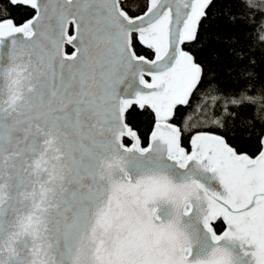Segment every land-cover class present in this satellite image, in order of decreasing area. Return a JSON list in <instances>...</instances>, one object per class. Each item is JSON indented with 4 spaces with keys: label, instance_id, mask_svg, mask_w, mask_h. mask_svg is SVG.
Returning <instances> with one entry per match:
<instances>
[{
    "label": "snow or ice",
    "instance_id": "snow-or-ice-1",
    "mask_svg": "<svg viewBox=\"0 0 264 264\" xmlns=\"http://www.w3.org/2000/svg\"><path fill=\"white\" fill-rule=\"evenodd\" d=\"M213 3L0 0V264H264V0Z\"/></svg>",
    "mask_w": 264,
    "mask_h": 264
},
{
    "label": "trees",
    "instance_id": "trees-1",
    "mask_svg": "<svg viewBox=\"0 0 264 264\" xmlns=\"http://www.w3.org/2000/svg\"><path fill=\"white\" fill-rule=\"evenodd\" d=\"M231 0H214V3L211 6V11L217 14V19L213 22V26L208 29L212 34H217L221 38H229L231 36L239 37L242 31L252 32L251 28H243L241 25H237L235 28L227 22V18L222 15V12L229 7ZM3 4L8 8V11L11 12L12 16L17 18H23L27 15L28 10L24 6H10L7 5V0H3ZM2 11V9H0ZM239 29V31H238ZM255 33L253 32V36ZM259 48H264V44L258 45ZM141 54H147L143 49L140 50ZM219 54L218 59H214L215 54ZM198 58L206 63L209 68L214 70L218 78L227 79V69L229 66H234L235 60L232 55L229 54L227 46L216 41L212 40L208 46L202 52L197 53ZM256 60L253 70L259 76V81H253L256 87H260L261 83H264V53L257 52L254 55ZM247 62V61H245ZM212 93H209L204 99L211 104L209 97ZM133 119L136 124L140 125L142 130H145L150 125V117L137 111L133 114Z\"/></svg>",
    "mask_w": 264,
    "mask_h": 264
}]
</instances>
